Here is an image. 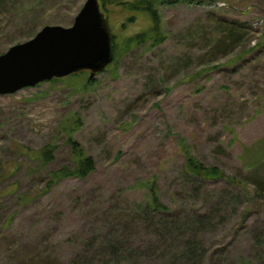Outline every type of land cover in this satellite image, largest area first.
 I'll return each mask as SVG.
<instances>
[{
  "label": "rangeland",
  "instance_id": "374dc122",
  "mask_svg": "<svg viewBox=\"0 0 264 264\" xmlns=\"http://www.w3.org/2000/svg\"><path fill=\"white\" fill-rule=\"evenodd\" d=\"M84 1L0 0V54L70 26ZM102 1L116 53L106 70L0 95V264H200L180 259L187 242L199 255L223 247L210 264H264V0H158L155 36L130 0ZM72 144L94 169L51 183L73 166ZM186 152L243 181L216 226L188 229L199 205ZM146 186L177 215L174 230L140 213ZM112 244L118 257L103 253Z\"/></svg>",
  "mask_w": 264,
  "mask_h": 264
},
{
  "label": "water",
  "instance_id": "95a60500",
  "mask_svg": "<svg viewBox=\"0 0 264 264\" xmlns=\"http://www.w3.org/2000/svg\"><path fill=\"white\" fill-rule=\"evenodd\" d=\"M113 49L100 1L85 0L70 26L45 25L0 54V95L81 72L92 79L111 63Z\"/></svg>",
  "mask_w": 264,
  "mask_h": 264
},
{
  "label": "trees",
  "instance_id": "16d2710c",
  "mask_svg": "<svg viewBox=\"0 0 264 264\" xmlns=\"http://www.w3.org/2000/svg\"><path fill=\"white\" fill-rule=\"evenodd\" d=\"M101 4L102 10L105 12V6L102 0H99ZM158 0H130L128 1V4L130 6V9H135L136 11H143L147 12V14L150 15L151 22L153 23V26L151 29H149L150 34L154 35L159 33L160 25H161V19L159 18V14L156 10L155 3H157ZM163 1L165 4H171L175 3L178 0H159ZM147 2V3H146ZM127 3V2H126ZM144 5V7H142ZM153 6V8H152ZM155 33V34H154ZM143 34H137L135 37H141ZM130 40V39H129ZM139 41L138 39H135ZM162 40H155V43L159 44ZM115 50L113 49V57H114ZM113 61V59H112ZM83 73V72H81ZM80 74V73H78ZM76 75V74H72ZM70 75V76H72ZM61 79H52L51 81H60ZM70 141V139H69ZM74 153L76 155V160L73 161V166H63L62 168L52 171L50 173V181L51 183L57 182L62 178L68 177V176H74V177H85L88 173H90L94 169V161L93 158L90 156H87L84 154L83 150L79 148L77 145H73ZM37 155L43 159L44 161L48 162L50 160V153L47 152L45 148L37 150ZM185 160H184V173L187 177L186 185L189 187V191H193V184H197L198 187L195 191H197L198 196V202L196 208L193 209L191 212L190 220H188V229L194 228V225L197 226L200 230L207 228L209 226H216L219 220H221V216L218 215L219 208L221 207V203H224L225 206H228L229 203L232 202V204L235 203V201L232 199V196H239L240 192L233 191V188H238L240 185L243 184V181L240 178H237L235 175H228L223 169H221L218 166L215 165H206L200 160L195 159L193 156H191L188 152L185 154ZM243 161V160H242ZM256 168V165L250 166L249 164H243L241 171H246L247 173L254 171ZM225 182L229 186L226 187V189L220 188L219 192L216 194H207L205 190L203 189L204 183H222ZM249 186L245 184V188H248ZM148 190H145L146 194L144 193V196L146 197L145 201L142 202L143 207L142 213L143 215L147 214V212H150L153 215L161 216V220L157 223H163L164 228H170L171 230H174L173 227L170 225V220L175 219L177 215H175L171 208L159 201V194L154 186V188H148ZM231 188V189H230ZM238 190V189H237ZM251 190H255L254 188H251ZM219 193V197L217 194ZM225 196V200H221V198ZM211 203V204H210ZM230 205V204H229ZM194 217V222H193ZM218 218L215 220V218ZM192 218V219H191ZM194 223V225H193ZM172 241V240H171ZM190 242H187L184 246V252L182 251L179 254L180 259H184L186 261L191 262H198L200 264H204V261H210L208 264L211 263V257L213 255H223V252L225 249L223 247H220L218 249H214L212 252H209L208 254H201L199 255L197 250L198 246L197 244L187 245ZM194 243V242H193ZM150 248L153 249V243L150 244ZM119 249V246L117 244H112L108 248L104 249L103 253L108 251L109 255H111L113 258L118 257L117 251ZM96 257V256H95ZM206 259V260H205ZM242 259V258H241ZM111 262V260H109ZM108 261V262H109ZM241 264H251L250 260L247 258H243L241 261ZM226 261H221L218 258V261L216 260L215 264H225ZM68 264H77L75 259L70 260ZM195 264V263H194ZM213 264V263H212Z\"/></svg>",
  "mask_w": 264,
  "mask_h": 264
}]
</instances>
